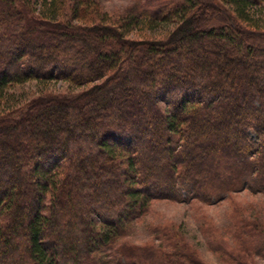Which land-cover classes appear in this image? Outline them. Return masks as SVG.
Here are the masks:
<instances>
[{
	"label": "trees",
	"instance_id": "16d2710c",
	"mask_svg": "<svg viewBox=\"0 0 264 264\" xmlns=\"http://www.w3.org/2000/svg\"><path fill=\"white\" fill-rule=\"evenodd\" d=\"M263 2L138 0L114 19L91 0H0V264H120L125 223L153 199L264 193V46L250 40L264 32L233 20ZM57 80L81 90L14 93ZM135 141L167 163L139 168Z\"/></svg>",
	"mask_w": 264,
	"mask_h": 264
},
{
	"label": "rangeland",
	"instance_id": "374dc122",
	"mask_svg": "<svg viewBox=\"0 0 264 264\" xmlns=\"http://www.w3.org/2000/svg\"><path fill=\"white\" fill-rule=\"evenodd\" d=\"M91 1L115 19L116 15H124L138 0ZM233 20L238 28L247 29L250 33L264 32V2L250 12L247 23L240 24L234 18ZM224 22L223 18H218L213 24ZM174 28V23L148 30L142 28L130 33L127 39L135 42L146 41L145 38L149 37L161 39ZM250 40L264 46L262 39ZM80 90L81 88L73 90L67 82L57 80L47 83L45 89L35 82H29L15 87L14 93L22 102H27L40 98L43 94L65 95ZM124 111L127 112L124 116L129 120H134V115H137L129 107H125ZM129 113L131 117L127 116ZM141 136L149 138L150 135ZM251 139L254 140L253 135ZM156 140L152 141L156 143ZM160 141L164 145L163 137ZM135 147L141 154L138 164L141 169L157 171L158 167L168 161L165 149L160 153L166 160H159L155 153L145 154L143 146L136 141ZM83 155H86L85 149ZM207 189L210 194V187ZM119 194L124 196L122 190ZM187 194L189 193L180 189V200L153 199L147 208L129 217L122 236L117 241V247H124L120 251L124 256V259L119 260L120 264H137L139 256L151 258L149 262L146 260L141 264H166L167 259L164 258L169 256L178 259L174 264H264V193L243 190L224 195L220 200L210 198V201L189 198ZM112 205L120 207V211H126L117 199L112 201ZM103 206L106 207L107 204ZM100 215L96 211L93 217H101ZM111 219H115V216H111ZM110 255H113L112 252Z\"/></svg>",
	"mask_w": 264,
	"mask_h": 264
}]
</instances>
